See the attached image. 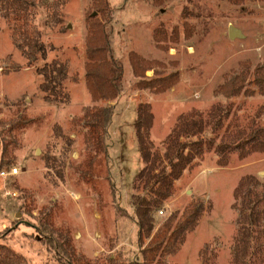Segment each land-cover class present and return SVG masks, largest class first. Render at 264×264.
Segmentation results:
<instances>
[{"label":"rangeland","instance_id":"rangeland-1","mask_svg":"<svg viewBox=\"0 0 264 264\" xmlns=\"http://www.w3.org/2000/svg\"><path fill=\"white\" fill-rule=\"evenodd\" d=\"M89 17L105 23L124 68V89L116 102L93 103L84 84ZM230 26L244 38L230 39ZM162 27L181 33L166 53L153 39ZM33 28L46 48L45 62L35 63L24 49ZM134 53L162 64L152 66L147 79L177 74L179 82L158 95L139 90L129 64ZM55 59L65 64L63 86L53 77L55 83L43 92L38 71ZM262 66L264 2L0 0V260L140 262L142 251L151 252L154 235L140 245L130 205L145 166L138 118L151 127V145L158 146L181 117L193 112L206 124L200 135L189 136L194 168L185 171L176 194L155 212L159 231L170 226L155 235L160 259L154 264H198L206 243L223 257L239 227L233 207L237 191L246 179L264 181V93L252 76L240 97L226 99L219 88ZM150 153L151 160L160 155L155 148ZM13 169L17 175L10 174ZM247 185L241 197L249 194ZM202 205L200 225L181 247L177 234L186 208L201 210Z\"/></svg>","mask_w":264,"mask_h":264},{"label":"trees","instance_id":"trees-1","mask_svg":"<svg viewBox=\"0 0 264 264\" xmlns=\"http://www.w3.org/2000/svg\"><path fill=\"white\" fill-rule=\"evenodd\" d=\"M229 1L235 6H243L246 2V0ZM250 2L260 3L264 0H250ZM88 20L85 48L86 62L84 64L86 90L93 103L116 102L124 89V68L121 66L120 61L116 59L114 51H112L110 35H108L105 23L103 24L92 17H89ZM187 27L186 25L185 31H187ZM32 33L33 35L29 39H25L27 44L24 49L36 58L35 63L39 62L40 59L45 62L48 55L46 48L41 42L36 28H33ZM153 34L156 49L166 53L169 48L168 45L179 42L181 33L178 28H174L170 33H167L162 27ZM129 64L133 77L137 79L138 89L141 91H149L154 95H158L167 92L179 82L177 74L165 76L156 73L154 77L147 79L145 74L153 70L152 66L161 67L162 64L153 60L147 61L136 53L129 55ZM64 67L65 64L55 59L50 64L45 63L39 69L38 74L43 79L41 83L43 92H48V84L55 83V81L60 87L63 86V79H60V75L64 73ZM251 76L254 79V86L263 94L264 66L257 67L251 75L246 70L230 78L219 88L220 94L226 99L240 97L243 93L246 94V87L251 80ZM193 113L181 117L182 119L178 121V125L171 131L166 141L158 146L151 145V127H144L138 118L136 130L145 166L134 185L130 205L134 211L133 221L138 226L140 245L143 246L145 241L150 240L152 235H154V238H152L151 252L142 251L140 253L141 261L134 264H154L156 260L160 259L156 257V249L160 251V247H155V238L157 237L155 235L160 234L159 236H161L165 232L164 228L168 229L170 225L162 226L163 228L159 231V228L155 225L154 216L155 212L161 211L160 208L163 207V204L176 194V184L185 171L190 170V168L193 169L195 166L191 160L192 155H190V152L193 151V144L188 141L192 136L196 137L204 131L206 121L202 115L197 117ZM138 114L139 116L142 115ZM184 122H187V124ZM191 133L193 134L189 137ZM184 137L188 139L183 141ZM148 143L151 147L148 146ZM238 146L241 149L239 151L245 155L246 150L242 149L243 144ZM154 148L160 155L155 154L151 160L150 152H153ZM161 151L164 153L163 156ZM218 165L224 167L220 163ZM243 184L245 185L241 186L240 192L237 191L236 193L233 205L239 227L232 246L230 248L229 246L226 247V252L222 257L214 253L212 243H206L199 252L198 264H264V181L249 178ZM247 184L250 185V192L247 196L241 197L242 190L248 186ZM201 208V210L195 211L186 208L185 218H183V223L180 224L177 234L182 236L178 237V245L181 247L186 242L187 236L199 227L203 214L206 212L205 206L202 205ZM2 257L4 256L0 258ZM0 264H6V262L0 260Z\"/></svg>","mask_w":264,"mask_h":264},{"label":"water","instance_id":"water-1","mask_svg":"<svg viewBox=\"0 0 264 264\" xmlns=\"http://www.w3.org/2000/svg\"><path fill=\"white\" fill-rule=\"evenodd\" d=\"M229 32L230 39L244 38L243 34L233 26H230Z\"/></svg>","mask_w":264,"mask_h":264},{"label":"built area","instance_id":"built-area-1","mask_svg":"<svg viewBox=\"0 0 264 264\" xmlns=\"http://www.w3.org/2000/svg\"><path fill=\"white\" fill-rule=\"evenodd\" d=\"M10 174L12 175H17V170L16 169H13L12 172H10ZM10 174H6L5 172H2L1 175L2 177H6V176H9ZM162 213V212H161Z\"/></svg>","mask_w":264,"mask_h":264}]
</instances>
